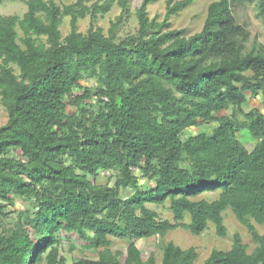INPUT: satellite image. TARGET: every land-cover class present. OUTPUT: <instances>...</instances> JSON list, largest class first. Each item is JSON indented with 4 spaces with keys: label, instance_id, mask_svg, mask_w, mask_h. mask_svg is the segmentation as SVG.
I'll list each match as a JSON object with an SVG mask.
<instances>
[{
    "label": "trees",
    "instance_id": "1",
    "mask_svg": "<svg viewBox=\"0 0 264 264\" xmlns=\"http://www.w3.org/2000/svg\"><path fill=\"white\" fill-rule=\"evenodd\" d=\"M128 1L119 2L107 34L95 23L115 0H26L22 16L0 13V101L8 114L0 126V264H68L60 245L70 235L96 250L71 264H197L195 247L165 242L159 262L154 252L144 258L136 241L178 226L200 235L211 223L226 237L228 209L256 246L250 252L236 233L230 249H213L203 264H264V233L253 223L264 226V108L243 107L249 94L264 98V44L248 47L251 33L235 15L255 2L264 21V0H215L189 36L170 19L195 0H166L163 20L148 11L160 0H142L137 32L119 38ZM86 78L96 84L83 86ZM212 121L211 133L184 137ZM244 129L256 140L251 150L239 136ZM101 171L116 176L114 185L95 182ZM137 172L153 185L143 186ZM211 192L218 196H201ZM13 197L26 208L8 224ZM167 201L174 222L149 206ZM114 239L126 240V251H115Z\"/></svg>",
    "mask_w": 264,
    "mask_h": 264
},
{
    "label": "rangeland",
    "instance_id": "2",
    "mask_svg": "<svg viewBox=\"0 0 264 264\" xmlns=\"http://www.w3.org/2000/svg\"><path fill=\"white\" fill-rule=\"evenodd\" d=\"M58 4H70L74 3L76 0H55ZM99 0H88L87 5H91L93 2ZM104 1V0H100ZM121 0H115V3L111 10L104 15H99L96 20L95 26H101L104 32L107 34L111 26L112 21L116 19L118 15L122 12V5L119 3ZM215 0H195L189 7L185 8L178 15L172 16L171 28H178L187 30L186 34L192 35L199 32L205 22L208 6L211 2ZM142 0H129V15L126 16L124 22L120 25L118 30L119 38H123L130 34H135L138 30L139 23L136 16V10L140 7ZM27 10L26 0H1L0 1V13L3 15L17 14L22 16ZM150 18L156 16L159 20H163L167 12V2L166 0H160L157 3L151 4L148 7ZM235 15L238 22L247 26L251 33V40L248 42V47H251L255 40L264 44V21L257 17V10L255 7V2L245 1L243 5H239L235 8ZM91 18L87 16L86 18L80 19L79 30L86 33L90 27ZM63 36L70 31V17L67 16L61 26ZM83 86H94L96 80L94 78H86L81 81ZM246 111H250L253 108L259 107L264 108V98L259 95L256 97H251L249 94L248 101L243 105ZM70 112H77L73 107H69ZM231 109L225 111V113H230ZM242 119V116L238 117ZM8 119L7 111L5 110L3 104L0 101V126L5 124ZM217 126L216 121L211 123H200L199 125L189 128L185 131L184 137L192 134L194 132L206 130L212 132ZM239 136L243 143L250 150L255 146L256 140L251 136L247 129L241 130ZM20 155L21 152L17 151ZM70 162L69 159H67ZM140 176V183L147 187L153 185L152 181L142 176L141 172H137ZM116 181V176L108 171H101L95 182L98 184H109L114 185ZM207 199H215L218 193H204L201 195ZM150 207L155 209L161 219H169L174 222V216L170 209V202L167 201L163 205L149 204ZM26 208V203L24 200L13 197L11 203L8 204L7 211L9 212L8 224H13L17 222L19 217V211ZM225 224L228 227V232L226 237H220L217 232L215 225L210 224V227L205 230L202 234H193L188 228L184 226H178L177 228L170 230L164 238L160 236H152L149 238H140L136 241L137 246L141 249L143 257L147 258L150 252H154L160 262L162 258L161 245L165 242L173 241L177 245L186 249L189 247H195L199 253V259L197 264H203L205 259L210 255L213 249L228 250L231 248L234 242V235L240 233L243 237L244 243L249 246V251L251 252L256 244L248 231V229L242 225L235 217L231 209L225 212ZM184 223L190 222V216L187 214ZM260 233H264V226L253 221ZM128 242L126 240L114 239L112 248L115 251H126ZM74 246V248H73ZM61 254L65 256L68 264H71L74 260L82 257H95L96 250L90 245H85L79 242L74 235L70 237H63L61 240Z\"/></svg>",
    "mask_w": 264,
    "mask_h": 264
}]
</instances>
